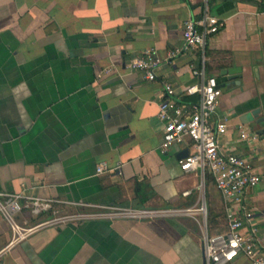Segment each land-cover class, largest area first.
Returning a JSON list of instances; mask_svg holds the SVG:
<instances>
[{
  "label": "crops",
  "instance_id": "obj_1",
  "mask_svg": "<svg viewBox=\"0 0 264 264\" xmlns=\"http://www.w3.org/2000/svg\"><path fill=\"white\" fill-rule=\"evenodd\" d=\"M206 14L221 30L170 57L184 22ZM149 49L162 58L155 81L129 67ZM196 68L222 89V149L261 172L244 202L264 233L263 0H0V192L25 196L14 219L35 228L14 242L0 211V264H206L204 236L227 231L226 205L212 175L182 170L189 140L162 151L159 117L165 83L175 106L199 102L187 91ZM102 162L121 170L98 173Z\"/></svg>",
  "mask_w": 264,
  "mask_h": 264
},
{
  "label": "built area",
  "instance_id": "obj_2",
  "mask_svg": "<svg viewBox=\"0 0 264 264\" xmlns=\"http://www.w3.org/2000/svg\"><path fill=\"white\" fill-rule=\"evenodd\" d=\"M264 1V0H263ZM224 23L217 17L206 14L202 19H187L182 27L183 44L170 54H178L191 49H201L207 39L218 33ZM162 58L157 49H149L143 55L134 57L129 63L132 69L144 72L146 80L155 81ZM196 77L201 78V84H194L187 88L190 94L199 92V102L192 110H184L175 106L172 96L174 88L165 83L166 95L160 103L159 117L165 122L164 135L161 143L163 152H167L175 144L190 141L188 156L180 160L181 168L185 172L199 171L202 176L212 175L217 189L220 191L226 205L227 231L204 236V255L206 264H230L238 256L243 255L251 264H264V233L254 221V212L245 206L247 191L256 188L262 180L261 172L252 158L224 150L219 137L227 131V121L218 120L217 109L222 89L217 77L208 76L204 69H193ZM169 96V97H168ZM240 138L249 144L259 141V135L248 129H241ZM256 153V149H253ZM121 165L111 167L102 162L98 165V173L116 172ZM191 191H184L189 195ZM24 195L0 192V211L11 223L13 241L27 238L35 229L24 227L17 223L14 215L23 210L21 203ZM36 212L44 208L39 199L33 200ZM206 213L205 205L198 209ZM108 215H136L132 209L106 207ZM180 212L191 213L192 209ZM155 215L156 212H144Z\"/></svg>",
  "mask_w": 264,
  "mask_h": 264
},
{
  "label": "water",
  "instance_id": "obj_3",
  "mask_svg": "<svg viewBox=\"0 0 264 264\" xmlns=\"http://www.w3.org/2000/svg\"><path fill=\"white\" fill-rule=\"evenodd\" d=\"M238 70H239V69H233V70L231 71V74H235ZM233 76H235V75H233ZM232 78H235V77H232ZM188 154H189V151H186L185 157L188 156Z\"/></svg>",
  "mask_w": 264,
  "mask_h": 264
},
{
  "label": "trees",
  "instance_id": "obj_4",
  "mask_svg": "<svg viewBox=\"0 0 264 264\" xmlns=\"http://www.w3.org/2000/svg\"><path fill=\"white\" fill-rule=\"evenodd\" d=\"M212 223H213V225H215L217 222H216L215 220H213V222H212Z\"/></svg>",
  "mask_w": 264,
  "mask_h": 264
},
{
  "label": "rangeland",
  "instance_id": "obj_5",
  "mask_svg": "<svg viewBox=\"0 0 264 264\" xmlns=\"http://www.w3.org/2000/svg\"><path fill=\"white\" fill-rule=\"evenodd\" d=\"M215 194H216V195H218V192H217V190H215Z\"/></svg>",
  "mask_w": 264,
  "mask_h": 264
}]
</instances>
